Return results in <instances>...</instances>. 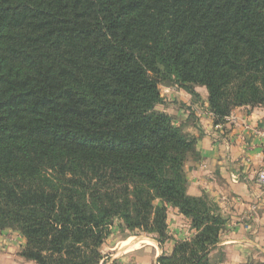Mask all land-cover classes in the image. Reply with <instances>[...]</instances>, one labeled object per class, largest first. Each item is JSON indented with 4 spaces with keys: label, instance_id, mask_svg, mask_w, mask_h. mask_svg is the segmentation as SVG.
Masks as SVG:
<instances>
[{
    "label": "trees",
    "instance_id": "obj_1",
    "mask_svg": "<svg viewBox=\"0 0 264 264\" xmlns=\"http://www.w3.org/2000/svg\"><path fill=\"white\" fill-rule=\"evenodd\" d=\"M161 84L204 87L215 124L264 105V0H0V231L23 257L99 264L116 218L162 243L170 205L195 234L152 264H211L226 219L187 193Z\"/></svg>",
    "mask_w": 264,
    "mask_h": 264
},
{
    "label": "crops",
    "instance_id": "obj_2",
    "mask_svg": "<svg viewBox=\"0 0 264 264\" xmlns=\"http://www.w3.org/2000/svg\"><path fill=\"white\" fill-rule=\"evenodd\" d=\"M169 88L156 109L195 138L184 162L187 193L205 195L218 205L226 220L217 244L226 249L228 260H264V186L257 181L264 169V138L255 133L264 128V105L236 107L218 127L204 87H194L200 93L196 99L176 85Z\"/></svg>",
    "mask_w": 264,
    "mask_h": 264
},
{
    "label": "rangeland",
    "instance_id": "obj_3",
    "mask_svg": "<svg viewBox=\"0 0 264 264\" xmlns=\"http://www.w3.org/2000/svg\"><path fill=\"white\" fill-rule=\"evenodd\" d=\"M169 86L174 85H159L160 93L165 95L167 92H169ZM181 89L184 90L183 88ZM184 91L187 92L186 90ZM196 93L197 92H195V95ZM197 96H200L199 92L197 93ZM242 107L253 108L249 106ZM187 114L190 113H186V115ZM207 199L212 206H218L208 197ZM121 224V220L116 218L109 227L110 233L100 246V252L102 253L103 258L99 264H110L113 260H116L117 264L156 263V260L160 255L170 254L176 243L185 239H189L195 234L194 229L191 228L190 219L181 214L176 207L170 205L166 207L165 232L167 238L162 243H159V241L154 238V235H148L138 230L130 232ZM224 227L225 224L220 230L219 237L221 236L220 234L224 230ZM131 239H134L133 241L140 239V242H138L137 247L128 250L125 248L124 244ZM24 242V237L16 230L5 229L0 231V264H36L34 261L29 260L21 255ZM225 250L226 249L216 244L209 254L211 264H254L258 261H261L259 258H253L250 261L244 258L242 262L235 263L227 259L228 253H226Z\"/></svg>",
    "mask_w": 264,
    "mask_h": 264
},
{
    "label": "built area",
    "instance_id": "obj_4",
    "mask_svg": "<svg viewBox=\"0 0 264 264\" xmlns=\"http://www.w3.org/2000/svg\"><path fill=\"white\" fill-rule=\"evenodd\" d=\"M227 118H228V116L225 117V119H227ZM217 125H218V127L220 126V124H217ZM255 133H256L257 135H259L260 137L264 138V128H262V129H256V130H255ZM257 181H258L262 186H264V169L258 171V174H257Z\"/></svg>",
    "mask_w": 264,
    "mask_h": 264
},
{
    "label": "bare ground",
    "instance_id": "obj_5",
    "mask_svg": "<svg viewBox=\"0 0 264 264\" xmlns=\"http://www.w3.org/2000/svg\"><path fill=\"white\" fill-rule=\"evenodd\" d=\"M133 240H134V239H131V240L127 241V242L124 244V246H125L126 249L130 250V249H132V248L137 247L138 242H140V239H137L136 241H133Z\"/></svg>",
    "mask_w": 264,
    "mask_h": 264
}]
</instances>
